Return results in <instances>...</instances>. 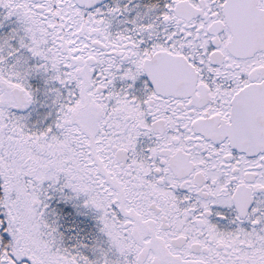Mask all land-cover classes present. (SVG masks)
<instances>
[{
    "label": "snow or ice",
    "instance_id": "snow-or-ice-1",
    "mask_svg": "<svg viewBox=\"0 0 264 264\" xmlns=\"http://www.w3.org/2000/svg\"><path fill=\"white\" fill-rule=\"evenodd\" d=\"M0 264H264V0H0Z\"/></svg>",
    "mask_w": 264,
    "mask_h": 264
}]
</instances>
